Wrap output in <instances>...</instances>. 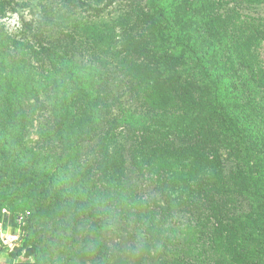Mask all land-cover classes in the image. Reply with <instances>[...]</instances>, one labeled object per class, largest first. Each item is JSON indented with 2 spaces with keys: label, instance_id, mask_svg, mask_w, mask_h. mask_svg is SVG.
<instances>
[{
  "label": "trees",
  "instance_id": "16d2710c",
  "mask_svg": "<svg viewBox=\"0 0 264 264\" xmlns=\"http://www.w3.org/2000/svg\"><path fill=\"white\" fill-rule=\"evenodd\" d=\"M112 7L117 24L70 28ZM262 42L264 0H0V224L24 218L0 264H113L112 226L166 260L183 235L167 264H200L193 239L264 264Z\"/></svg>",
  "mask_w": 264,
  "mask_h": 264
},
{
  "label": "rangeland",
  "instance_id": "374dc122",
  "mask_svg": "<svg viewBox=\"0 0 264 264\" xmlns=\"http://www.w3.org/2000/svg\"><path fill=\"white\" fill-rule=\"evenodd\" d=\"M46 2H51V0H45ZM106 2L99 5L103 7ZM27 10L21 12V14L26 18L30 19V15ZM21 14H9L4 20L7 30L14 36H18L21 31ZM120 13L117 11V7H112L108 12L104 13L101 19H95L91 13L84 12L83 14L73 16V22L70 24V28L75 29V27H87V26H104L106 24L112 26L117 24V18ZM66 24V23H64ZM72 25V26H71ZM257 54L259 56L262 67L264 68V42L260 44L257 49ZM33 104V101L28 100L25 102L26 109H29ZM38 126L35 125L31 128L30 133V143L32 146L35 145L38 139ZM23 217L18 220V228L13 229L12 226H7L5 223L0 224V248L8 247L12 243H16L17 240L22 235V227L24 225ZM172 224V223H171ZM103 240L106 247L114 253L113 264H167L171 262L170 258L181 257L185 250H193L189 244L185 241L183 235L176 236L175 243L170 247V258L167 260L162 257L161 254L157 253L155 249L150 247L146 239L142 235H136L133 233L132 229L128 226H112L103 231ZM193 246L196 249L193 251L194 258L200 264H212L210 262L209 256L205 252H198L201 250V244L197 239H193ZM69 254V248L63 247L58 255V264H97L92 258L88 250L83 247H79L76 252L74 259L67 257ZM212 257V256H211ZM1 264H8L7 261L10 259L8 251H5L1 256Z\"/></svg>",
  "mask_w": 264,
  "mask_h": 264
}]
</instances>
